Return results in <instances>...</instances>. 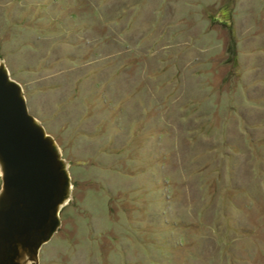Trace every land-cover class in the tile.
Returning a JSON list of instances; mask_svg holds the SVG:
<instances>
[{"label":"rangeland","instance_id":"obj_1","mask_svg":"<svg viewBox=\"0 0 264 264\" xmlns=\"http://www.w3.org/2000/svg\"><path fill=\"white\" fill-rule=\"evenodd\" d=\"M0 58L69 160L40 264H264V0H0Z\"/></svg>","mask_w":264,"mask_h":264},{"label":"water","instance_id":"obj_2","mask_svg":"<svg viewBox=\"0 0 264 264\" xmlns=\"http://www.w3.org/2000/svg\"><path fill=\"white\" fill-rule=\"evenodd\" d=\"M72 189L69 160L0 58V264H40Z\"/></svg>","mask_w":264,"mask_h":264}]
</instances>
